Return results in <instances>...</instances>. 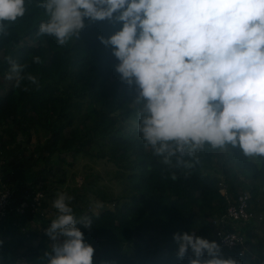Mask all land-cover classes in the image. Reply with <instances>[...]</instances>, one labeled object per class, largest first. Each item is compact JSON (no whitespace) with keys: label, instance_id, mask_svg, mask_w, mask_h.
Segmentation results:
<instances>
[{"label":"trees","instance_id":"obj_1","mask_svg":"<svg viewBox=\"0 0 264 264\" xmlns=\"http://www.w3.org/2000/svg\"><path fill=\"white\" fill-rule=\"evenodd\" d=\"M43 4L24 0V15L4 21L0 33V175L3 185L14 189L13 206L40 189L48 211L39 216L29 209L11 210L3 218L0 264H47L52 242L46 229L56 215L47 198L54 200L60 192L72 197L77 227L95 249L93 264H189L194 253L189 248L182 259L177 256V232L216 241L219 254L238 264H264V156H247L231 144L213 148L206 143L194 156L177 153L165 163L145 146L139 130L143 101L136 103L138 86L121 78L112 46L99 39L122 29L118 13L112 19L85 18L84 28L59 45L55 36L39 33L41 23L49 20ZM34 56L41 62L34 63ZM12 63L25 66L19 85L8 79ZM29 73L38 77L39 87L27 80ZM32 139L29 149L25 144ZM68 156L110 160L115 165L110 178L119 189L113 193L99 184L96 189L87 178L82 187L103 191L96 192V199L85 189L78 193L66 180ZM17 159L32 175L15 188L12 166ZM55 161L62 165L54 167ZM243 192L248 193L253 227L241 221L225 224L246 234L247 249L239 255L220 245L214 227H221L219 216ZM81 217L89 218L92 227L86 228ZM209 258L205 251L202 259Z\"/></svg>","mask_w":264,"mask_h":264},{"label":"clouds","instance_id":"obj_2","mask_svg":"<svg viewBox=\"0 0 264 264\" xmlns=\"http://www.w3.org/2000/svg\"><path fill=\"white\" fill-rule=\"evenodd\" d=\"M43 7L49 20L39 33L55 36L59 45L84 28L85 18L112 19L118 13L122 29L99 39L112 46L121 78L138 86L139 130L145 146L165 163L177 153L194 156L206 143L264 156V0H44ZM24 12V0H0V33L4 21ZM24 67L12 63L8 79L19 85ZM26 78L39 87L36 75ZM71 199L60 192L52 202L56 215L46 229L52 242L47 264H93L95 249L77 227ZM79 220L92 227L89 218ZM174 240L179 258L193 251L189 264H238L219 254L216 241L195 232H177ZM232 249L244 254L246 239L243 253ZM205 251L209 259H202Z\"/></svg>","mask_w":264,"mask_h":264},{"label":"built area","instance_id":"obj_3","mask_svg":"<svg viewBox=\"0 0 264 264\" xmlns=\"http://www.w3.org/2000/svg\"><path fill=\"white\" fill-rule=\"evenodd\" d=\"M1 177L0 175V223L3 218L9 216L11 210L17 213H23L26 209H29L31 213L39 214V216L47 213V209L42 206L44 193L40 189L31 190L24 199L13 206L11 202L14 189L7 185L4 186L1 182ZM225 195L229 200V196L226 193ZM247 197V192L239 193L234 200L235 202L227 205L225 211L218 218L221 222V227H217L215 231L221 246L227 247L228 249L237 248L239 253H243L245 249V234L241 230L228 228L225 224L227 222H249L253 211L250 209ZM214 221L215 219H213Z\"/></svg>","mask_w":264,"mask_h":264},{"label":"rangeland","instance_id":"obj_4","mask_svg":"<svg viewBox=\"0 0 264 264\" xmlns=\"http://www.w3.org/2000/svg\"><path fill=\"white\" fill-rule=\"evenodd\" d=\"M25 145H27V147L31 149L32 146L34 145V139H32L29 144H25ZM223 154L224 156L221 158V160L225 159L226 157L225 150H223ZM66 159L67 162L63 165L67 167L69 173V174L66 173L67 183L71 188L77 186V188L79 189L78 193H81L85 189V192L87 193L89 198L96 199V194H97L96 192L100 193L101 191H103V188H101L98 191H95L90 188H87L86 186L82 187L83 181L84 180L87 181V178L91 181L92 187L96 189H97L96 186L98 184L102 186L104 185L110 186L111 189L114 191L113 193H116V191L119 189V186L110 178L112 169L115 168V165L110 160H107L106 158H97L95 156L92 157L79 156L76 159H72L71 156H68L66 157ZM61 165H62L61 161L54 162V167H60ZM12 170L17 177L15 188L17 187L18 184L28 182L32 175L31 170L26 169L24 166H22L21 159L16 160V162L12 166ZM75 180H77L78 183L77 185ZM79 182H81L80 185ZM88 185L89 184H87V186ZM47 202L51 206L53 200L47 198ZM263 214H264V210H263ZM46 218L49 219L50 216H46ZM263 223H261L260 225H264ZM35 224L37 226L39 225L38 222Z\"/></svg>","mask_w":264,"mask_h":264},{"label":"crops","instance_id":"obj_5","mask_svg":"<svg viewBox=\"0 0 264 264\" xmlns=\"http://www.w3.org/2000/svg\"><path fill=\"white\" fill-rule=\"evenodd\" d=\"M263 216H264V214H263ZM252 227H253V225H252ZM259 229H260V228H259ZM259 229H257V230H256V229H253V230H254V231H257V232L259 233V231L261 230V229H260V230H259ZM250 230L252 231V229H250Z\"/></svg>","mask_w":264,"mask_h":264}]
</instances>
